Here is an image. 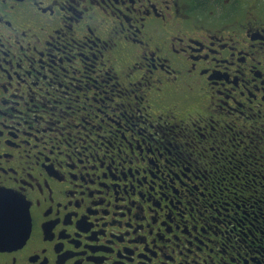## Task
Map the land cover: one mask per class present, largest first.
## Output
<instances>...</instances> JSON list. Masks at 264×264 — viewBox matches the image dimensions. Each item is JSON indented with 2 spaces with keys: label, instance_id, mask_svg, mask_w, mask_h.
Wrapping results in <instances>:
<instances>
[{
  "label": "flooded vegetation",
  "instance_id": "obj_1",
  "mask_svg": "<svg viewBox=\"0 0 264 264\" xmlns=\"http://www.w3.org/2000/svg\"><path fill=\"white\" fill-rule=\"evenodd\" d=\"M238 1L0 0V193L31 225L4 215L0 264H264V3ZM174 94L202 108L152 121Z\"/></svg>",
  "mask_w": 264,
  "mask_h": 264
},
{
  "label": "rangeland",
  "instance_id": "obj_2",
  "mask_svg": "<svg viewBox=\"0 0 264 264\" xmlns=\"http://www.w3.org/2000/svg\"><path fill=\"white\" fill-rule=\"evenodd\" d=\"M264 3V0H239L238 1V14H237V18H240L241 17V13H245V12H247L248 10H250V11H252V12H255L256 11V9L258 8V6L259 5H262ZM218 15L216 14L215 16H214V19H216V20H219V19H221L220 17H217ZM141 90H142V93H144V92H146V87H145V85H143L142 87H141ZM189 92L186 90V89H183L182 91H180V92H178V93H176V95H181V96H183V97H185L187 94H188ZM175 94L174 95H172L171 97H169L168 99H166V105H162V107H159L157 104H153V103H151V105H153V107L150 109V111H149V114L152 116V118H150L152 121H154V122H156V121H158V118L160 117V114L159 115H153V113H156V112H160V113H162V114H165V113H171V112H173L174 110H176L174 113L175 114H178L179 112H183V113H185L186 112V110H188V112L190 113V114H193V115H196V113H197V111H194V108H195V106H197V108L198 109H200V108H202V105H196L197 104V102H196V99L195 100H189V101H187V102H192V103H188L187 105H185L184 103H186V102H182V103H180L181 101H182V99L180 98V97H178V96H176ZM150 98V96H148V98L147 99H149ZM157 102V101H156ZM149 102H146L145 103V105H147ZM178 103H180V107L178 108V109H174L173 110V107L172 106H174V104H178ZM179 110H181V111H179ZM179 118H184L185 120H186V118L184 117V116H180ZM178 118V119H179ZM172 122L171 120H170V117H167V115H164V122ZM193 122H195V117L194 118H191L190 120H187V126H186V131H185V133H183L182 134V132H184V131H178V130H175L176 131V133H175V135H178L179 137L182 135L183 137L181 138L180 137V139L184 142V139L187 137V136H189V142H190V140H192L193 138H194V129L192 128V124H193ZM154 133V131H148V133ZM197 137V136H196ZM156 139H158V137L156 138ZM196 138H194L193 140H194V142L196 143L197 142V140H195ZM158 140H160V138L158 139ZM210 148L211 147H215V145H210L209 146ZM186 149L188 150V152H192V149H190V148H188L187 146H186ZM211 154H213L212 152H210ZM208 156V158L211 156L210 154L209 155H207ZM193 158H195V153H194V157ZM161 166H162V163H161ZM186 167H188L187 165H186ZM171 174H173V173H171ZM171 174H168V173H166L165 174V179H168V175H170L171 176ZM160 178H161V176H160ZM172 178H174V177H172ZM192 178V175H190V179ZM153 181V180H152ZM163 181V180H162ZM188 182V181H187ZM162 182H160V184H161ZM195 186H197V187H199L198 189V191H196V189L194 188ZM184 189H187L188 191H190L191 193H192V191H196L197 193L198 192H203V190H202V186H201V182L199 181V180H194L193 178L191 179V181L189 180V182L188 183H186L185 184V187H184Z\"/></svg>",
  "mask_w": 264,
  "mask_h": 264
},
{
  "label": "water",
  "instance_id": "obj_3",
  "mask_svg": "<svg viewBox=\"0 0 264 264\" xmlns=\"http://www.w3.org/2000/svg\"><path fill=\"white\" fill-rule=\"evenodd\" d=\"M3 193V192H1ZM6 194L3 199H0V228H5L4 223L6 222L5 214L11 212L13 214V233H17L22 229V223L24 224L25 236L24 239L28 237L30 232V216L28 211V205L23 199L17 198L15 195ZM23 214L24 219L17 217V215Z\"/></svg>",
  "mask_w": 264,
  "mask_h": 264
},
{
  "label": "trees",
  "instance_id": "obj_4",
  "mask_svg": "<svg viewBox=\"0 0 264 264\" xmlns=\"http://www.w3.org/2000/svg\"><path fill=\"white\" fill-rule=\"evenodd\" d=\"M190 143H191V142H190ZM197 175H199V177L201 178L199 181H200V182H203V180L205 179L204 176H203L202 174H197ZM194 176H195V175H193L192 178H193L194 180H198V179L196 178V176H195V177H194ZM202 189H203V188H202ZM203 190H204V189H203Z\"/></svg>",
  "mask_w": 264,
  "mask_h": 264
},
{
  "label": "snow or ice",
  "instance_id": "obj_5",
  "mask_svg": "<svg viewBox=\"0 0 264 264\" xmlns=\"http://www.w3.org/2000/svg\"><path fill=\"white\" fill-rule=\"evenodd\" d=\"M6 194L4 193H0V199H3V197L5 196Z\"/></svg>",
  "mask_w": 264,
  "mask_h": 264
}]
</instances>
